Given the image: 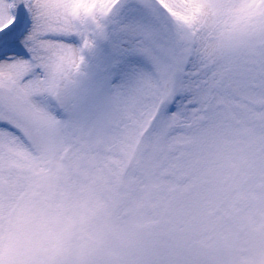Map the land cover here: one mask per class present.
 I'll list each match as a JSON object with an SVG mask.
<instances>
[{
    "label": "snow or ice",
    "instance_id": "1",
    "mask_svg": "<svg viewBox=\"0 0 264 264\" xmlns=\"http://www.w3.org/2000/svg\"><path fill=\"white\" fill-rule=\"evenodd\" d=\"M0 264H264V0H0Z\"/></svg>",
    "mask_w": 264,
    "mask_h": 264
}]
</instances>
